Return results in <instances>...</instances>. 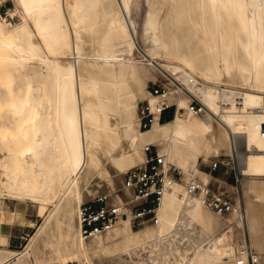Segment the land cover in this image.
Returning a JSON list of instances; mask_svg holds the SVG:
<instances>
[{"label":"bare ground","instance_id":"1","mask_svg":"<svg viewBox=\"0 0 264 264\" xmlns=\"http://www.w3.org/2000/svg\"><path fill=\"white\" fill-rule=\"evenodd\" d=\"M14 1L21 18L15 8L12 24L0 14V198L17 202L9 216L0 207V220L25 224L30 205L45 219L24 249L0 246V264L29 260L33 242L61 211L77 214L68 248L83 264L102 253L117 264H250V249L263 264L264 0H150L148 54L183 85L178 99L173 88H148L157 65L136 53L122 12L131 0ZM194 97L202 113L191 108ZM146 99L153 110L164 100L178 110L142 129L139 101ZM231 134L243 135L246 202L243 212L222 216L186 182L198 179L192 171L208 177L200 158L232 150ZM151 143L185 175L165 192L158 221L135 230L124 218L85 237L78 215L86 191L96 194L106 183L120 201L121 174L146 160ZM181 229L191 240L184 252ZM65 249L57 248L55 262L69 261Z\"/></svg>","mask_w":264,"mask_h":264},{"label":"rangeland","instance_id":"2","mask_svg":"<svg viewBox=\"0 0 264 264\" xmlns=\"http://www.w3.org/2000/svg\"><path fill=\"white\" fill-rule=\"evenodd\" d=\"M152 6L153 5L151 4L150 0H131L128 11L123 9L124 6L122 7V12L128 21L129 27L132 31V34L136 42V48H135L136 53L138 55L139 54L144 55L145 58H149V59H151V57L148 54L150 42H151L150 41L151 34L145 30V20L147 18L148 11L152 8ZM160 7H162L161 8L162 11L165 10L163 9V7L165 8V6H160ZM13 8L18 10L19 18H21L22 14L14 0L0 1V14L4 15L6 11L13 9ZM17 19H18V16L16 15L15 20ZM151 60L157 65L156 66L157 68L156 70H154L155 67H153V70L155 72H154V75L152 76L154 79L150 77L151 80L149 81L148 88L151 89V87L155 85H163V84L168 85L167 83L169 82V85H171L170 86L171 88H174V90L178 89V93L175 92L176 93L175 99H178L182 94V92L180 93V90L181 89L184 90L183 85L179 84V82L175 79V77L169 71H167L163 66L159 65L156 60H153V59ZM144 101H147V99L140 100L139 106H141ZM231 136H232V150L229 148H226L222 150L221 154L219 155H211L208 161H204L203 158L202 159L200 158V161L197 166L199 167V169L205 172L208 177H206L204 174L200 172L196 173V171H192V173H195L194 178H198L201 180H203L202 178H204L203 181L205 182L209 181V183H212V186L214 188L216 189L219 188V190L224 191L227 195L237 200L241 206V211L243 212L245 208V203H244L245 196L243 194V185H242L244 176L241 174V168H240L241 160H240V153H239L241 152V149H242L241 146L243 145L242 144L243 135L231 134ZM216 161H218V165L216 168H213V165ZM177 168L180 171H182L183 176L185 177L183 170L179 167ZM124 174L125 172L121 174L122 181H124ZM117 184H118L117 193L122 195L124 193L123 191L124 183L119 182ZM107 186L108 185L104 183L102 186L97 187L96 194H89L86 191L87 197L85 201L92 199L96 197L97 195L104 194V193H108L116 199L115 193L111 192V190H109L110 188H108L109 186L108 187ZM16 202L17 201L15 200H10V199L4 200L0 198V207L4 208L7 211V215L9 216L12 213ZM27 218H28L27 223L20 224L21 226H17L14 228V230H18V232H20L19 235L24 236L25 233L30 234L27 237L29 239H25V240L22 239L23 243L19 250H22L26 247V245L30 242L31 236L37 232L39 226L43 223L45 219L44 215L40 214L37 211L36 207L33 205L29 206V210L27 212ZM224 221L225 219H222V222ZM70 222H73L72 229H69ZM153 224L154 222L149 223V224H144V225H133L132 224V226H133V229L137 230L143 226H151ZM10 228L11 227H5L4 225L0 224V235H4L7 232V230ZM77 228H78L77 214L76 213L71 214L66 211H61L49 221V223L41 231L37 239L33 242L31 246V254H30L29 260H27L23 264H30V262L31 264H35L32 261L34 262L54 261L55 260L54 258L57 256V248L60 246L66 248L65 252L68 254V257L66 258V260H69L67 261L66 264H83V261L80 262L79 260H77V257H75V248H68V246L71 243L72 236L75 234V232L78 231ZM189 229H191V227ZM192 234L193 233H191V235ZM177 240H178V248L182 252H184L190 246L191 240L189 236L186 235L183 229L180 230ZM236 241L238 243L237 245L239 246V243L242 241V238L239 233H238ZM5 242L6 240H3V243ZM238 249H240V247H238ZM253 250L255 252L257 249L256 250L253 249ZM261 255H264V254H261ZM93 259L95 261V264H117V262L119 261L118 258L116 257L109 258L103 253L102 255L95 256ZM260 259L263 260L264 258L262 257ZM171 261L173 262L175 261L174 256H171ZM262 263L264 264V260L262 261Z\"/></svg>","mask_w":264,"mask_h":264},{"label":"built area","instance_id":"3","mask_svg":"<svg viewBox=\"0 0 264 264\" xmlns=\"http://www.w3.org/2000/svg\"><path fill=\"white\" fill-rule=\"evenodd\" d=\"M12 10L2 14L4 20L9 24L15 21L16 15L13 14ZM167 84L155 85L151 87V91L155 94H166L171 89L169 82ZM175 92L178 93V89H175ZM198 100L197 97H194L190 105L194 111L202 113L205 106ZM177 110L176 102L161 101L158 103L157 109L153 110L150 102L144 101L138 109L140 128L150 127L157 115L160 121H163L165 117L172 118ZM144 150L146 160L131 167L124 174V193L121 195L120 201L110 194L104 193L80 205L78 220L80 231L85 237L90 238L102 234L124 218H130L133 225H144L158 221V211L165 192L171 189L176 181L184 182V176L182 171L167 162L166 155L160 152L157 145L146 144ZM217 165L218 161L214 163L213 168H216ZM186 189L190 194L199 195L204 203L222 216L241 211V206L237 200L219 188H214L212 184L204 183L199 179H192L186 182ZM125 190H128L130 194ZM244 247L241 246L239 251ZM253 251L250 249L249 258L250 262L255 264ZM240 256L242 257L241 254ZM238 264H245V259L241 258Z\"/></svg>","mask_w":264,"mask_h":264},{"label":"crops","instance_id":"4","mask_svg":"<svg viewBox=\"0 0 264 264\" xmlns=\"http://www.w3.org/2000/svg\"><path fill=\"white\" fill-rule=\"evenodd\" d=\"M0 224L4 225L5 227H11L10 229L7 230V232L4 235H0V246H7L11 249L19 250L23 243L22 239L23 240L29 239L27 238L30 235L29 233H25V235L23 236V235H19L20 232H18V230H14L15 227L21 226L20 224L9 223L8 221H4V222L0 221ZM3 240H6V242L3 243ZM32 262L35 264H59L55 261L47 262V263L34 262V261Z\"/></svg>","mask_w":264,"mask_h":264},{"label":"trees","instance_id":"5","mask_svg":"<svg viewBox=\"0 0 264 264\" xmlns=\"http://www.w3.org/2000/svg\"><path fill=\"white\" fill-rule=\"evenodd\" d=\"M168 119H171V118H169V117H165L163 121H166V120H168Z\"/></svg>","mask_w":264,"mask_h":264}]
</instances>
